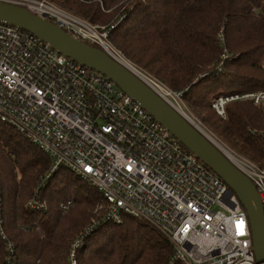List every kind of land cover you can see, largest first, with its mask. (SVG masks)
Masks as SVG:
<instances>
[{"label": "built area", "instance_id": "obj_1", "mask_svg": "<svg viewBox=\"0 0 264 264\" xmlns=\"http://www.w3.org/2000/svg\"><path fill=\"white\" fill-rule=\"evenodd\" d=\"M0 2L51 20L127 66L255 183L264 205V168L218 141L190 114L182 91L128 63L109 40L113 25L92 23L51 0ZM232 100H251L264 110V90L220 96L212 107L225 117ZM0 119L43 150L51 171L67 168L96 188L104 219L120 222L128 214L148 222L168 238L175 259L258 264L247 211L222 178L110 78L1 21Z\"/></svg>", "mask_w": 264, "mask_h": 264}, {"label": "trees", "instance_id": "obj_2", "mask_svg": "<svg viewBox=\"0 0 264 264\" xmlns=\"http://www.w3.org/2000/svg\"><path fill=\"white\" fill-rule=\"evenodd\" d=\"M51 1L113 25L116 48L182 91L219 137L264 168L261 105L232 100L225 117L212 107L220 96L264 90V0ZM51 166L42 149L0 119V264H184L156 227L128 214L104 219L100 192Z\"/></svg>", "mask_w": 264, "mask_h": 264}, {"label": "water", "instance_id": "obj_3", "mask_svg": "<svg viewBox=\"0 0 264 264\" xmlns=\"http://www.w3.org/2000/svg\"><path fill=\"white\" fill-rule=\"evenodd\" d=\"M0 21L37 35L59 52L110 78L222 178L247 211L256 260L264 264V205L257 187L210 139L127 66L102 49L72 36L51 20L26 8L0 2Z\"/></svg>", "mask_w": 264, "mask_h": 264}, {"label": "rangeland", "instance_id": "obj_4", "mask_svg": "<svg viewBox=\"0 0 264 264\" xmlns=\"http://www.w3.org/2000/svg\"><path fill=\"white\" fill-rule=\"evenodd\" d=\"M128 59V58H127ZM131 65H133V67L137 70H139L140 72L143 73V75H146L149 78H155L154 75H152L151 73H149L148 71L142 69L141 67H139L137 64H135L133 61H131L130 59H128ZM189 107V105H188ZM189 112L190 114H192L196 119L198 118L199 121L204 125V127H206L212 134L213 136L218 140L221 141L223 144H225L226 146H228L231 150H233L235 153L239 154V155H244L241 152H239L236 148H234L231 144L227 143L226 141H224L221 137H219L213 129H211L202 119H200V117L198 116L197 113H195L191 108H189ZM245 157L249 158L248 156L244 155ZM250 159V158H249ZM258 164V163H257ZM72 255V254H71ZM73 257V256H72ZM73 264V263H72Z\"/></svg>", "mask_w": 264, "mask_h": 264}, {"label": "bare ground", "instance_id": "obj_5", "mask_svg": "<svg viewBox=\"0 0 264 264\" xmlns=\"http://www.w3.org/2000/svg\"><path fill=\"white\" fill-rule=\"evenodd\" d=\"M129 66H131L130 64H128Z\"/></svg>", "mask_w": 264, "mask_h": 264}]
</instances>
